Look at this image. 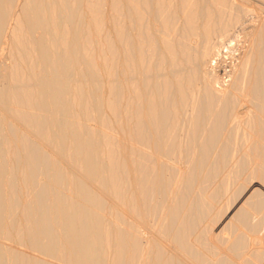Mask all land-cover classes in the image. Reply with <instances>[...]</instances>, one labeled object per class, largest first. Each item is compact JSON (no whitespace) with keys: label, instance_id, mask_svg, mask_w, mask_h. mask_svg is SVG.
<instances>
[{"label":"bare ground","instance_id":"6f19581e","mask_svg":"<svg viewBox=\"0 0 264 264\" xmlns=\"http://www.w3.org/2000/svg\"><path fill=\"white\" fill-rule=\"evenodd\" d=\"M244 2L0 0V264H264Z\"/></svg>","mask_w":264,"mask_h":264},{"label":"rangeland","instance_id":"374dc122","mask_svg":"<svg viewBox=\"0 0 264 264\" xmlns=\"http://www.w3.org/2000/svg\"><path fill=\"white\" fill-rule=\"evenodd\" d=\"M236 1H239V0H236ZM244 1H245L244 2V5H247V6H250V7L254 8L257 15H261L260 17H263L264 16V3L262 4V2H264V1H261V0H244ZM238 105L241 106L240 107L241 108L240 109L241 110V113L240 114L243 115V116L246 115L245 112L248 109H250V107H251L249 101L247 99H245V98L244 99L243 98L240 99ZM252 186L253 187L256 186V187H258V188H260V189H262L264 191V189L262 188V186H260L257 182H254ZM236 204H237V200H236V202H234L233 206H235Z\"/></svg>","mask_w":264,"mask_h":264}]
</instances>
